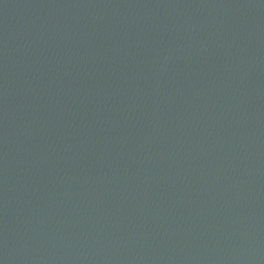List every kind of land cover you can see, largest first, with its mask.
I'll return each mask as SVG.
<instances>
[{
    "label": "water",
    "instance_id": "1",
    "mask_svg": "<svg viewBox=\"0 0 264 264\" xmlns=\"http://www.w3.org/2000/svg\"><path fill=\"white\" fill-rule=\"evenodd\" d=\"M0 264H264V0H0Z\"/></svg>",
    "mask_w": 264,
    "mask_h": 264
}]
</instances>
